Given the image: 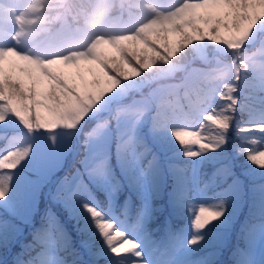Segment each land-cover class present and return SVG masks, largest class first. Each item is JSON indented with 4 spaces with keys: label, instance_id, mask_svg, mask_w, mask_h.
<instances>
[{
    "label": "snow or ice",
    "instance_id": "snow-or-ice-1",
    "mask_svg": "<svg viewBox=\"0 0 264 264\" xmlns=\"http://www.w3.org/2000/svg\"><path fill=\"white\" fill-rule=\"evenodd\" d=\"M0 264H264V0H0Z\"/></svg>",
    "mask_w": 264,
    "mask_h": 264
},
{
    "label": "trees",
    "instance_id": "trees-1",
    "mask_svg": "<svg viewBox=\"0 0 264 264\" xmlns=\"http://www.w3.org/2000/svg\"><path fill=\"white\" fill-rule=\"evenodd\" d=\"M186 62H187V58H186ZM195 63L196 64H199V65H202V63L200 61H195L193 64H195ZM99 199L103 200V196L102 195H99ZM174 223H178V221H174ZM219 259H221V260L228 259L227 251H225L224 255H222L221 257H219Z\"/></svg>",
    "mask_w": 264,
    "mask_h": 264
},
{
    "label": "rangeland",
    "instance_id": "rangeland-1",
    "mask_svg": "<svg viewBox=\"0 0 264 264\" xmlns=\"http://www.w3.org/2000/svg\"><path fill=\"white\" fill-rule=\"evenodd\" d=\"M164 2L167 4V3H171L173 2V0H164ZM197 63V62H196ZM193 64L194 67H197V68H205L206 66L205 65H199V64Z\"/></svg>",
    "mask_w": 264,
    "mask_h": 264
}]
</instances>
